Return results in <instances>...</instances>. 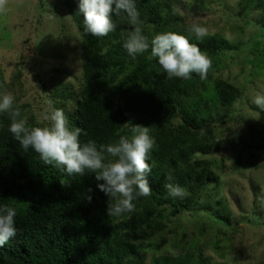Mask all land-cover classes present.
<instances>
[{"label":"trees","instance_id":"trees-1","mask_svg":"<svg viewBox=\"0 0 264 264\" xmlns=\"http://www.w3.org/2000/svg\"><path fill=\"white\" fill-rule=\"evenodd\" d=\"M64 2L82 38L84 59L81 94L75 114L68 116L69 125L81 129L82 143L92 139L98 145L128 135L126 122L148 126L155 139L148 161L152 193L133 201L134 212L107 216L109 198L97 189L93 174L69 176L61 168L44 165L34 149L25 151L13 138L9 118L0 113V205L17 211V234L0 247V264H144L133 252L132 240L141 232L150 235L161 228L165 216L156 213L155 207L170 204L171 216L189 207L188 196L172 197L164 184H178L187 192L195 181L201 185L204 170L196 171L189 162L194 153L208 149L195 142L197 120L212 106L230 104L238 90L220 80L209 86L195 73L190 79L165 78L150 47L134 61L129 57L123 47L132 31L126 14L113 15L115 30L97 37L84 31L79 0ZM135 4L149 44L155 34L174 31L208 54L225 47L214 38L190 36L173 11L164 16L159 12L157 0H135ZM178 116L184 124L171 126ZM189 124L193 129L187 128ZM161 259V264H195L197 259L200 264H212L211 257L202 258L201 249Z\"/></svg>","mask_w":264,"mask_h":264},{"label":"rangeland","instance_id":"rangeland-1","mask_svg":"<svg viewBox=\"0 0 264 264\" xmlns=\"http://www.w3.org/2000/svg\"><path fill=\"white\" fill-rule=\"evenodd\" d=\"M157 1L159 12L173 11L186 31L196 22L208 28L204 38L225 45L207 53L212 67L204 80L229 83L238 95L197 120L195 142L208 149L189 158L205 173L188 191L189 207L175 216L168 203L155 207L163 225L132 240L133 252L144 264L199 249L212 264H264V110L251 102L264 93V0ZM83 61V41L64 0H8L0 13V92L14 95L28 124L42 119L49 102L67 118L75 114ZM159 73L167 78L160 66ZM183 124L180 116L170 122Z\"/></svg>","mask_w":264,"mask_h":264},{"label":"clouds","instance_id":"clouds-1","mask_svg":"<svg viewBox=\"0 0 264 264\" xmlns=\"http://www.w3.org/2000/svg\"><path fill=\"white\" fill-rule=\"evenodd\" d=\"M7 2L0 0V13L6 11ZM78 12L83 17L84 31L97 37L107 36L115 30L113 15L119 17L126 14L132 31L124 38L123 47L133 61L150 47L151 57L158 61L168 79H190L193 73L201 80L207 78L212 61L187 36L174 31L161 32L155 34L149 44L140 26V13L135 0H79ZM187 31L197 40L209 35L208 28L196 22ZM251 102L264 110V93L254 95ZM0 113L9 118L8 130L13 138L25 151L29 147L34 149L44 165L61 168L69 176L93 174L97 189L109 198L105 209L107 216L132 213L135 211L134 200L151 195L148 174L152 167L148 161L155 139L148 126L129 121L126 122L129 134H118L119 139L115 143L98 145L92 139L82 143L81 129L70 127L62 109L53 107L49 102L42 119L29 126L14 95L6 90L0 92ZM167 179L171 181V177ZM164 187L172 197L183 199L189 195L178 184L167 182ZM91 200L90 195L88 202ZM16 215L13 206L0 205V247L16 236Z\"/></svg>","mask_w":264,"mask_h":264}]
</instances>
